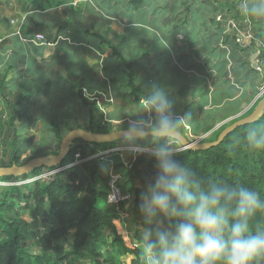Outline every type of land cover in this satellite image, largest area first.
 I'll use <instances>...</instances> for the list:
<instances>
[{"label": "trees", "instance_id": "1", "mask_svg": "<svg viewBox=\"0 0 264 264\" xmlns=\"http://www.w3.org/2000/svg\"><path fill=\"white\" fill-rule=\"evenodd\" d=\"M162 1L84 0L87 14H83V6L74 5L73 0H11L13 3L7 0L8 6L5 1L0 2V14L8 13L12 18L24 16L19 30L22 39L28 40L39 33L43 34L45 44L55 45L50 62L40 64L35 57H30L25 70L15 71L19 64L25 65L22 59L25 60L31 53L29 49L28 54L23 53V46L11 26L12 20L20 18L0 16V53L4 55L7 49L12 51V57L1 58L0 75L3 76L0 97L4 99L3 92L8 87L20 95L14 104H6L10 107L5 125L16 131L18 136L29 128L36 129L39 124L49 133V143L58 144L59 151L64 136L72 130L109 133L101 126L102 118L94 115L96 100L85 98L82 89H86L89 94L96 92L106 95L110 92L113 98L129 95L135 97L134 102L140 103L144 101L143 94L153 83L168 91L177 114H191L192 120L186 124L194 132L208 133L218 123L235 116L238 112L235 106L242 101H252L258 93L261 83L259 72L264 67V45L259 42H264V22L248 19L251 38L249 45L243 46L233 43V38L224 34L227 19L236 22L244 20L236 14L234 5L224 1L223 8L212 6L207 10L208 20L199 25L201 45L193 51L198 63L194 69L198 67L196 72L199 73L205 69L209 75L210 83L207 86L204 77L188 74L180 68L181 60L187 56L185 50L175 48L171 39L160 36L158 32L157 35L138 17L147 13L152 17L159 15L162 4L172 0ZM194 1L197 10L206 2L176 1V15L182 17L175 27L184 29L195 23L193 13L189 11ZM61 6L65 7L63 20L52 13ZM219 12L224 22L215 20ZM101 15L123 23L124 32L121 35L109 31L99 33L98 20ZM152 24L155 23L150 21V27ZM183 35L186 42L191 30L186 29ZM32 49H36V55L41 56L40 52L44 48ZM255 52L261 59L259 62H262H258L257 70L250 63ZM186 68L193 71L190 65ZM10 73L13 78L6 81ZM22 73L30 75L36 88L28 90L25 81L20 87H15L22 81ZM234 85L241 86L243 93L233 101L238 92ZM259 101L245 115L213 131L211 138L204 142H215L225 128L250 115ZM223 103V108L218 110L216 107H221ZM76 104L85 110V122L84 125L70 127L67 119ZM211 107L212 111L209 109ZM0 114L1 119L4 113L0 110ZM129 115L132 113L109 115L108 119L119 121ZM261 119H264V113L256 121ZM18 122L21 126H18ZM248 125L236 127L217 146L205 150H184L176 155V159L187 163L205 178L241 182L257 190L264 198V152L230 147L233 137L243 136ZM117 145L118 142L95 145L75 140L58 168L43 170L46 173L64 167L72 162L77 152L86 157L87 152L88 155H94L99 151L112 150ZM11 147L9 164L1 169L22 166L18 165L22 152L20 146L15 143ZM27 149L28 146H23L24 151ZM90 162L87 178L82 176L78 167L30 182V174L21 175L18 180L12 176H0L1 183L19 181V185L0 186V264H138L137 226L143 225L139 209L143 191L135 182L143 167L153 173L155 160L151 156L146 158L138 154L131 162L130 169H127L119 161V154L112 152ZM111 169L120 174L121 180L126 178L131 195L128 207L125 206L127 203H122L115 210L106 204L105 189ZM97 177L102 189L95 186ZM120 187L124 188L121 184ZM21 212L29 214L30 222L20 217ZM8 215L13 219H8ZM124 215L131 216L132 243L121 231ZM47 216L48 222L42 224L40 219ZM69 235H72L70 251L64 244H56ZM34 248L40 253L34 254Z\"/></svg>", "mask_w": 264, "mask_h": 264}, {"label": "clouds", "instance_id": "2", "mask_svg": "<svg viewBox=\"0 0 264 264\" xmlns=\"http://www.w3.org/2000/svg\"><path fill=\"white\" fill-rule=\"evenodd\" d=\"M234 7L240 18L264 22V0H237ZM143 97L144 108L113 132L118 150L155 160L156 175L139 205L138 264H264V198L241 182L205 178L178 161L191 114H177L159 84ZM230 147L264 152V119L252 121Z\"/></svg>", "mask_w": 264, "mask_h": 264}, {"label": "rangeland", "instance_id": "3", "mask_svg": "<svg viewBox=\"0 0 264 264\" xmlns=\"http://www.w3.org/2000/svg\"><path fill=\"white\" fill-rule=\"evenodd\" d=\"M4 1H7V0H0V2H4ZM8 1H10V0H8ZM73 1H74V5L81 4L83 6V4L85 3L82 0H73ZM176 1L177 0H172V1H168L167 3H163L159 15L152 17V16H150V13H147L146 15H143V16L138 15V17L141 18V20L144 21L145 24H147V26L150 29H152V31L154 33H156L157 35L161 30L162 31L173 30L174 28H176L175 27L176 23L179 22L180 18L182 17V15L181 16L176 15V9H175ZM224 1H226L228 3L230 2L232 5H235L237 3V0H206V2H208L211 6H217V8L223 7ZM162 2H164V0ZM11 3H13V2H11ZM191 4L192 5H191V8L189 9V11H191V14L193 13L192 15H194L195 18H197L199 21L202 22L203 21L202 20L203 19V12L201 10L195 9V7L197 6L195 1L191 2ZM64 10H65V7L61 6L57 9H54L53 12L58 17L63 18V17H65V11ZM81 12L83 14H86L87 11L85 10L84 7H82ZM183 15H186V13H184ZM0 16H7L8 18H11V19L20 18V16H17L15 18L9 17L10 14H7L5 12H2L0 14ZM98 21L100 23L99 33H101V34L107 33L109 31L110 33H115L116 35H121L124 32V28H123L124 24L120 23L116 20L107 19L106 17H104V16L102 17V15H101V17ZM150 21H153V23H155L156 26H154L152 24V27H150V25H149ZM236 23L238 25L237 26L238 28H234L236 30L233 29V31L235 33L240 34L241 36H246V32L249 30L248 23L244 22V20H242V21L238 20ZM16 24H17V21H11V26L15 27ZM157 28H159V32H158ZM262 28L264 29V24L262 25ZM40 35L43 36V34H40ZM252 55H254V58H252V59L250 58V63L251 64H258V62L261 61V59L259 60V58H258V54L253 53ZM1 58L5 59L6 57L1 55V53H0V65H1ZM259 63H262V62H259ZM0 68H1V66H0ZM2 76L3 75L1 74L0 75V85H1ZM9 76L6 77V81L10 80L11 77H9ZM259 81L261 82V83H259L260 84L259 88H261L264 86V67H263L262 71L259 72ZM234 87H235V85H234ZM82 92H85V94H86V91H84L83 89H82ZM3 96H4V99L0 97V110L2 111V113H4V115L0 119V168L5 167L6 165L9 164V161H10V158L12 155L11 145H15V143H18V145L20 146V149L22 151L21 155H20V159L18 161V165H24L34 158H42V157H45V156L50 155V154H56L58 152V144H56L54 142V144L51 145L49 143V139H48L49 133L45 129H43L42 126H40L39 124L36 127V129L29 128L25 133H23V132L19 133L18 136L16 135L17 134L16 131H14L12 128L8 127V125H5V124H7L8 119H9V110L8 109L10 107V106H7L6 104H8V105L14 104L20 95H19V92H12V90L8 87V88L4 89ZM133 98H135V97H130L129 95H124V96H119L117 98L112 97L111 100H108L106 95L101 94V95H99V101L97 103V106L94 109V115L97 118H102L103 123H101V126L103 128H105L109 132L117 131V130H119L120 127L123 128V127L127 126L128 120L134 118V116H132V115L137 114L138 113L137 110H139V112H140V110L142 108H144V106H145L144 101H142L140 103L134 102ZM250 105L251 106H245L244 112H242L240 116H243L250 111L251 107L253 106L252 104H250ZM129 112L132 113V115H129L128 118H126L124 120L113 121V120L108 119L109 115H111V116L112 115H123V114H129ZM85 116H86L85 110L81 106H79V104H76V107L73 110H71L70 118L67 119L69 122L68 124H70V127L77 125V124L78 125H84ZM233 119L234 118H230V119H227L226 121L218 123L212 129V131H210L208 133L194 132L193 129L191 130V127L188 124H184L183 125L184 126L183 127L184 128L183 129V135L190 142H204V141L211 138V134L213 131L217 130L220 126L228 123L229 121H231ZM19 125H20V122H18V126ZM63 131H65V129ZM64 133H66V132H64ZM23 146H28L27 151L23 150ZM114 149H118V145ZM89 150H91L90 147H89ZM116 153L119 154V161L121 163L124 162V163L128 164L132 161V158L134 157V154L124 153V152H121L120 150H116ZM85 155L88 156V152L85 153ZM136 155H138V154H136ZM145 157L148 158V157H150V155L147 153L145 155ZM90 167H91L90 161H88L85 164L78 167L80 169L83 177H85V178L88 177V169H90ZM152 170H153V173H150V171H147L144 167H143V169L140 170L141 173L139 175V178L136 180L135 184L142 191H144V188H145L147 182L149 180H151L152 178H154V176L156 175V167L155 166L153 167ZM44 174H45V171L43 169L35 170L34 172L30 173L28 182H30L32 180H38V179L46 178V177H44ZM76 178H74V180H76ZM17 180H18V178H17ZM88 181H89V179H88ZM99 181H100V179H98V177H97V182H95V186L97 189H102V187L99 184ZM13 182L14 181H12L9 184L19 185V181H16L14 183ZM120 184L124 187L123 189H125L128 192L129 187H128V185H126V178L125 179L123 178L122 180H120ZM125 206L128 207V203ZM47 209H48V207H47ZM20 217L23 220L30 222V217H29V214L27 212H21ZM7 218L13 219V217L11 215H8ZM48 219H49V217L47 216V217L40 219V220H41L42 224H45L48 222ZM121 226H120L121 231L126 236L128 242L132 243L133 228H132V224H131V216L124 215L122 217ZM56 244H64L67 247L68 251H70V245L72 244V235H69L64 241H59ZM33 252H34V254L40 253V251L35 249V248L33 249Z\"/></svg>", "mask_w": 264, "mask_h": 264}, {"label": "crops", "instance_id": "4", "mask_svg": "<svg viewBox=\"0 0 264 264\" xmlns=\"http://www.w3.org/2000/svg\"><path fill=\"white\" fill-rule=\"evenodd\" d=\"M82 1L84 2V0H82ZM8 4L9 3L7 1H5V5L8 6ZM83 7L87 11L86 6L83 5ZM211 7L212 6L208 2H204V4L201 5L199 10H201L203 12V19H202L203 21L208 20L209 17H207V10H209ZM220 8H223V7H220ZM87 12H86V14H87ZM52 13H53V15H55L57 18H59L61 20H63L65 18V17H63V18L58 17L53 11H52ZM221 16L222 15L219 12L217 14L215 20L217 22H224V20L222 19ZM12 21H17L16 26L15 27L12 26V27H13L15 33H16V36L19 37V40H20V42H21V44L23 46V50H22L23 53L28 54L27 49H29L30 50L29 53L32 54V55L30 54L29 56L27 55L25 60L22 59V61H25V65L24 66H21V64H22L21 63L18 66H16L18 68L14 69V70L15 71L25 70L26 69L27 60H29L30 57H31V59L35 57L36 58V62H38L40 64H42L43 62H47V63L50 62L51 58L53 57L54 51H55L54 50V46L55 45L54 44H45V43L36 42L34 36L39 34V33H36L32 38H30L28 40L22 39L20 37V35H19V30H20V28H21V26H22V24L24 22V16H22L21 19H16V20H12ZM244 22L248 23V27L250 29V23H249L248 19H244ZM200 23H201V21H199L197 18H195V23H193L192 26L189 27V28L185 27L184 29H181V28L176 27V28H174L173 30H170V31H166V30L162 31L161 30L160 32H159V28H157V29H158V32H159L160 36L163 35L166 38L171 39L173 41V45L175 46V48H182V49L185 50L187 56H186V58H183L181 60V62L179 64L180 68L185 70L188 74L197 75L199 77H204L205 81L208 83L207 86H209L210 79H209V75L207 74V71L205 69H202V73H199V72H196V70H199L198 67L196 68V70L194 69V66L196 65L197 61L194 58L193 51L195 49H197L201 45V37L198 34ZM226 23H227V27H226V31L224 32V34H226L227 36H231L233 38V40H234L233 43L240 44V45H243V46H248L249 42H250V38H251L249 30L246 32V36H241L240 34L235 33L233 31L234 28H232L230 26L232 24V25L235 26V28H238L237 27L238 25H237L236 21H234L232 19H227ZM154 26H156V24H154ZM186 29L191 30V35H190V38H188V40L186 42H184L183 33H186ZM234 30H236V29H234ZM163 40H165V39H162V41ZM259 42H261V44L264 45L263 41L259 40ZM32 48H44V49L40 52L41 56H37L36 55L37 52L34 51L36 49H32ZM3 56H5L6 59L12 57V51L10 49H7L6 53ZM188 65H190L192 67L193 71L188 70V68H186V67H188ZM51 70H53V69L51 68ZM56 70H60V68H57ZM9 77L13 78V75L10 73ZM21 80L22 81L17 83V85L15 86L16 88L20 87L24 81L26 82V87L28 88V90H33L34 88H36V85L33 83L32 78H30V75L22 73V79ZM206 82H204V83H206ZM235 89H237L238 92H237L236 97L233 99V101L236 100L237 98L241 97V95L243 93V90H242L241 86L235 85ZM83 90L86 91V89H83ZM83 94H84L85 98H87L89 101L96 100V103H98L99 95H101V94L96 93V92L94 94H89L87 91H86V94H85V92H83ZM106 96H107L108 100L112 99V94L110 92L108 94H106ZM254 102H256L255 99H253L250 102L242 101L238 106H235V108H237L238 112H237V114L235 116H233L231 118H234V119L240 118L241 117L240 116L241 113L244 112L245 106H251L250 104L253 105ZM224 103L222 104L221 107H216V108H218V110H221L223 108ZM232 103L233 102H230V104H232ZM235 105H236V103H235ZM96 106H97V104H96ZM47 108H48V106H47ZM216 108H214V109H216ZM209 109H210V111L213 110L212 107L209 108Z\"/></svg>", "mask_w": 264, "mask_h": 264}, {"label": "water", "instance_id": "5", "mask_svg": "<svg viewBox=\"0 0 264 264\" xmlns=\"http://www.w3.org/2000/svg\"><path fill=\"white\" fill-rule=\"evenodd\" d=\"M252 58H254V55L251 56V59ZM252 68L257 70V64H252ZM263 113L264 98L259 101V103L256 105L250 115L240 120H237L232 125L225 128L220 133L215 142H190L182 134L184 150H205L213 146H217L221 143L223 138L228 133L233 131L236 127L250 124L252 121H256L263 115ZM75 140L95 145L111 144L114 142H118V139L113 132H109L107 134H97L88 130L75 129L68 132L64 136L62 142L59 145V151L56 155H47L42 158H34L22 166H14L11 168L4 169L0 168V176H12L14 178H18L21 175L30 174L33 170L58 168L68 155L70 147Z\"/></svg>", "mask_w": 264, "mask_h": 264}, {"label": "built area", "instance_id": "6", "mask_svg": "<svg viewBox=\"0 0 264 264\" xmlns=\"http://www.w3.org/2000/svg\"><path fill=\"white\" fill-rule=\"evenodd\" d=\"M230 26L232 28H235V26L232 24ZM34 38H35L36 42L44 43V38L42 35L37 34L34 36ZM263 98H264V86L258 89V93L256 95L255 100L257 101V100H261ZM116 150H118V149L106 150V151H102V152L99 151L94 155H88L86 157H82L81 153L77 152L74 154L72 162L68 163L67 165H65L62 168L55 169V170H52L50 172H46L44 174V177L47 178L50 175H53L57 172L68 170L71 167H79V166L85 164L86 162L91 161L92 159H95V158H98L101 156H106L112 152H116ZM146 154L147 153H143L142 155L145 156ZM135 155L136 154H134V157L132 158L131 162L134 161ZM131 162L128 164L122 162V164H124L125 168L130 169ZM120 180H121L120 174L114 172L112 169L109 170L108 182H107V186L105 189L106 190V204L109 205L110 207L114 208L115 210H117L122 203H129L131 201L130 193L127 192L125 189H121ZM5 185H10V184L0 182V186H5Z\"/></svg>", "mask_w": 264, "mask_h": 264}]
</instances>
